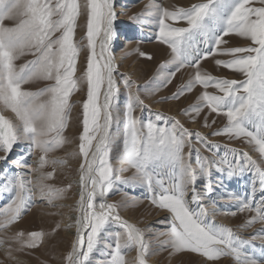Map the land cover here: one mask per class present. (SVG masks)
<instances>
[{"label": "snow or ice", "instance_id": "snow-or-ice-1", "mask_svg": "<svg viewBox=\"0 0 264 264\" xmlns=\"http://www.w3.org/2000/svg\"><path fill=\"white\" fill-rule=\"evenodd\" d=\"M114 3L115 0H0V151L5 153L0 160L7 159L21 141L30 145L28 156L32 150L40 152L36 168L31 169L38 173L35 180L15 172L0 185V197H10L0 206V232H6L22 217L32 202L34 189L50 204L64 198L71 189V184L56 187L46 183L54 177L57 165L67 163L49 154L68 143L64 133L73 107L70 97L86 83L78 151L69 154L81 157V162L76 215L73 224L66 226H75V234L64 257L65 264H94V253L101 244L108 252L96 264H148L152 251L144 230L120 213L135 201L107 199L117 183L142 186L151 204L168 211L169 228L167 233H161L168 239L160 247L197 253L212 262L230 257L233 264H264V0H199L187 7L172 8L153 2L139 14L151 18L158 26L156 40L170 49V59L157 70L160 84H170L182 69L194 70L191 78L165 99L178 100L197 85L202 86L204 91L197 103L185 113H194L195 119L207 108L209 113L222 115L225 125L211 135L242 141L258 152V159L237 147L226 146L220 155L221 145L162 113L142 120L135 112L144 107V102L133 89L134 81L127 77L123 80L127 102L121 107L112 48L118 39ZM257 3L260 6H255ZM82 15L86 17V32L81 39L86 44L75 40ZM5 20L14 23L8 26ZM229 34L249 43L228 46ZM82 48L87 49L86 68L77 77ZM136 51L151 59L150 54ZM26 54L35 58L17 65L16 61ZM209 57L216 66L240 74L242 79L217 77L202 70V61ZM34 80L52 83L38 91L23 87ZM209 87L219 94L207 91ZM4 111H10L14 118L5 116ZM204 126H211L207 117ZM193 137L212 155H203ZM27 159L21 157L14 163L24 164ZM49 165L52 171H43ZM129 168L135 170L133 174L122 176ZM214 172L227 179L251 174L250 194H221L236 206L231 215L251 213L239 226L241 229L261 225L249 238L217 222L220 208L213 195ZM198 181L204 182L203 188L198 187ZM113 225L119 230L112 231ZM43 236L41 231H19L7 240L16 242L19 247L15 251L20 252L37 248ZM5 243V238L0 237V246ZM132 250L136 256L130 260L127 253ZM12 251L8 243L9 257Z\"/></svg>", "mask_w": 264, "mask_h": 264}, {"label": "rangeland", "instance_id": "rangeland-1", "mask_svg": "<svg viewBox=\"0 0 264 264\" xmlns=\"http://www.w3.org/2000/svg\"><path fill=\"white\" fill-rule=\"evenodd\" d=\"M157 3L164 7L175 6H190L192 3L199 2V0H116L115 6L117 8H124L125 11L117 10V19L115 23L116 31L118 32V39L113 43L114 58L119 55L121 60L115 62L117 71L114 74L119 84V103L123 107L127 102V89L124 86L123 80L125 77L134 81L133 89L138 91L141 99L144 102V107L137 108L135 114L142 120L154 119L158 113L164 114L166 118H175L179 120L184 127L193 132H200L208 138L209 141L221 145L218 149L220 155H223L227 147H237L249 152L253 158L258 159L259 154L253 148L240 140L229 139L227 136H212L211 133L226 123V118L222 115L218 116L215 113H209L207 108H204L199 116L195 119L192 117L194 113H185L191 105L197 103V97L202 91L203 87L197 85L192 92L185 93L184 96L178 100L165 99L176 92L178 86L186 83L194 74L193 69H182L173 78L170 84L163 86L160 84L158 77L159 66L170 59V49L156 40L158 33V26L151 22V18L147 15L140 16L145 13L146 5L150 3ZM83 3V0H81ZM133 4L134 6H128ZM255 6H260L258 3ZM137 16L138 19H132ZM4 23L8 26L13 25L14 21L5 20ZM86 32V17L80 16L78 19V27L75 31V40L78 43L86 44V40L81 38L85 36ZM137 39L139 41L133 48L125 49V39ZM226 39L229 41L228 46H247L249 41L229 34ZM144 52L151 55V59L142 57L136 51ZM87 49L82 48L77 64L76 76L83 74L86 68ZM32 54H26L20 57L16 63L22 65L27 61L34 59ZM217 59H225L227 57L217 56ZM202 70L209 72L213 76L225 77L230 79H242L240 74L233 71L218 67L215 65L214 59L209 57L202 61ZM52 81L48 80H34L23 87L30 91H38L50 85ZM209 92L216 94L217 90L213 87L207 89ZM87 85L83 83L78 90L74 91L70 97L72 103V111L70 114L69 126L65 130L64 135L67 137L68 143L55 152L50 153V157L63 158L67 160L65 165H57L54 177L46 181L47 184L56 187H65L71 184L72 187L64 194V198L54 200L51 204L47 199L40 196L39 191L34 189L32 202L29 208L23 213L22 217L10 226L6 232H0V237L5 238L6 243L0 246V264H65L64 257L70 250L71 242L75 231V226L68 228V224H73L75 219V205L78 200L76 186L72 179L78 176V168L81 162V157H73L69 155L72 152L78 151L79 135L82 131V102L86 99ZM3 114L7 117L14 118L10 111H4ZM205 117H207L210 127L204 126ZM216 122L213 124L212 121ZM165 121H160L164 123ZM122 128V124H121ZM193 143L199 147L202 154L211 156L212 153L205 149L202 145L196 142L193 137ZM30 145L26 141H21L14 145L12 151L7 155V159L0 160V185L5 181V178L15 172H20L24 176H30L35 180L38 173L31 171L36 168L37 160L40 156L39 150H32V154L28 156ZM187 152V148L185 149ZM4 154V155H1ZM194 155V153H193ZM5 153L0 151V157H4ZM28 157L27 163L16 165L14 162L21 157ZM45 172L52 171V166L49 165L43 169ZM135 170L129 168L127 171L121 173L124 177H129ZM213 186L215 192L214 197L217 198L218 207L220 211L216 214V220L231 227L238 232L242 237L249 238L256 228L261 227L260 224L253 225L251 228L241 229L239 226L251 215V213H239L231 215L235 211L236 206L230 204L227 197L221 198L222 193H234L236 195L244 196L251 192V174L246 173L243 176L233 177L227 179L220 174L213 173ZM217 181H223L217 183ZM203 181H198V187L203 188ZM260 193H257V199ZM10 197H0V206L7 202ZM109 202H119L121 200L135 201V204L120 210L121 215L125 219L133 221L137 227L145 232V239L149 243L152 255L148 257V261L155 264H233L230 257L221 258L218 261H208L200 254L192 253L190 251L175 252L171 247H160L161 243L168 239L167 233L169 228L168 219L170 218L167 210H162L150 203L146 190L135 184H120L117 183L110 191L108 197ZM209 209L211 205H207ZM224 213H228L225 215ZM226 222V223H225ZM59 224V227L57 225ZM112 231L119 230L115 225L112 226ZM23 231L25 234L35 231L44 233L42 243L35 249L25 248L23 251L17 252L15 249L19 245L14 241H8L7 237L12 236L16 232ZM8 243L12 245L11 257L7 255ZM257 248L260 246V241H256ZM135 250H132L133 252ZM108 249L101 244L98 250L94 253L93 260L96 262L103 261L106 257ZM131 252L127 253L128 258ZM130 254V255H129ZM14 257V259H13ZM131 260V258H129ZM148 264H150L148 262Z\"/></svg>", "mask_w": 264, "mask_h": 264}, {"label": "bare ground", "instance_id": "bare-ground-1", "mask_svg": "<svg viewBox=\"0 0 264 264\" xmlns=\"http://www.w3.org/2000/svg\"><path fill=\"white\" fill-rule=\"evenodd\" d=\"M115 2H116V0H115ZM114 6H115V3H114ZM128 6H134L133 4L131 5V4H129ZM118 7V6H117ZM116 6H115V10H116V12H117V10H120V11H125V9L124 8H117ZM116 19H117V17H116ZM137 39H125V41H126V45H125V49H129V48H133L136 44H138L139 43V41H136ZM119 60H121V58L119 57V55H117V57L115 58V62H117V61H119ZM1 155H4V154H1ZM78 179H79V175L77 176V177H75V178H73L72 179V182L74 183V185L76 186V191H77V197L79 198V187H78ZM76 215V214H75ZM127 220H129L131 223H133V221L132 220H130V219H127ZM224 221H222V223H223ZM226 223V222H225ZM74 234H75V231H74ZM73 239H74V235H73ZM130 255V254H129ZM136 256V251H133V252H131V255H130V257L129 258H134ZM153 262H151V261H148L150 264H155L154 263V258H153V260H152Z\"/></svg>", "mask_w": 264, "mask_h": 264}]
</instances>
